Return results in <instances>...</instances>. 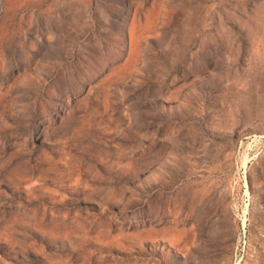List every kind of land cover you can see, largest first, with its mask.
Wrapping results in <instances>:
<instances>
[{
  "label": "rangeland",
  "instance_id": "obj_1",
  "mask_svg": "<svg viewBox=\"0 0 264 264\" xmlns=\"http://www.w3.org/2000/svg\"><path fill=\"white\" fill-rule=\"evenodd\" d=\"M0 264H264V0H0Z\"/></svg>",
  "mask_w": 264,
  "mask_h": 264
}]
</instances>
